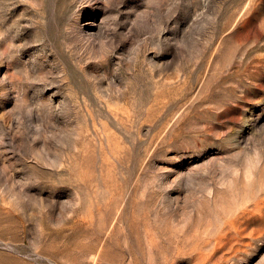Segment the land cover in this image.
<instances>
[{
	"label": "rangeland",
	"instance_id": "rangeland-1",
	"mask_svg": "<svg viewBox=\"0 0 264 264\" xmlns=\"http://www.w3.org/2000/svg\"><path fill=\"white\" fill-rule=\"evenodd\" d=\"M0 264H264V0H0Z\"/></svg>",
	"mask_w": 264,
	"mask_h": 264
},
{
	"label": "bare ground",
	"instance_id": "bare-ground-1",
	"mask_svg": "<svg viewBox=\"0 0 264 264\" xmlns=\"http://www.w3.org/2000/svg\"><path fill=\"white\" fill-rule=\"evenodd\" d=\"M74 36V35H73ZM77 42H78V40H77Z\"/></svg>",
	"mask_w": 264,
	"mask_h": 264
}]
</instances>
